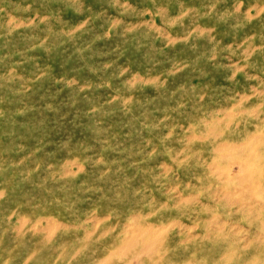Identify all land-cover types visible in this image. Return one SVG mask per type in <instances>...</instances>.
Here are the masks:
<instances>
[{
    "label": "rangeland",
    "instance_id": "1",
    "mask_svg": "<svg viewBox=\"0 0 264 264\" xmlns=\"http://www.w3.org/2000/svg\"><path fill=\"white\" fill-rule=\"evenodd\" d=\"M0 264H264V0H0Z\"/></svg>",
    "mask_w": 264,
    "mask_h": 264
}]
</instances>
